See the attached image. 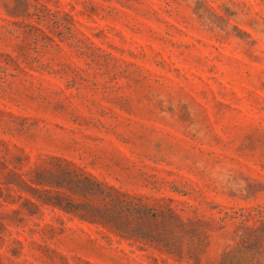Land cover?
Masks as SVG:
<instances>
[{
	"label": "rangeland",
	"instance_id": "1",
	"mask_svg": "<svg viewBox=\"0 0 264 264\" xmlns=\"http://www.w3.org/2000/svg\"><path fill=\"white\" fill-rule=\"evenodd\" d=\"M0 264H264V0H0Z\"/></svg>",
	"mask_w": 264,
	"mask_h": 264
},
{
	"label": "trees",
	"instance_id": "2",
	"mask_svg": "<svg viewBox=\"0 0 264 264\" xmlns=\"http://www.w3.org/2000/svg\"><path fill=\"white\" fill-rule=\"evenodd\" d=\"M88 182H91V185H96V182L91 181L90 179H87ZM75 188H78L83 192L85 195H91L94 196L96 194V191L93 190L92 187L83 185L81 181H77ZM105 198L109 199V204H111L112 207L108 210L107 215H102L100 219L104 221L105 223L114 222L115 216L113 215L116 212V209L118 208V205L122 203L120 198L113 194L112 192L106 193ZM124 202V201H123ZM59 204V203H58ZM126 211L129 212L130 215H138L140 219H143L145 216V211H148V209L142 205L134 204V203H125Z\"/></svg>",
	"mask_w": 264,
	"mask_h": 264
}]
</instances>
